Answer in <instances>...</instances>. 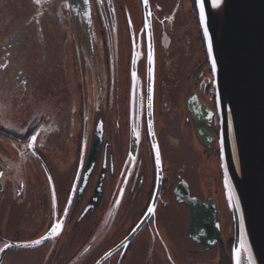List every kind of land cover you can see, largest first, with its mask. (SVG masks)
<instances>
[{
	"label": "flooded vegetation",
	"instance_id": "flooded-vegetation-1",
	"mask_svg": "<svg viewBox=\"0 0 264 264\" xmlns=\"http://www.w3.org/2000/svg\"><path fill=\"white\" fill-rule=\"evenodd\" d=\"M220 131L196 0H0V264L225 263Z\"/></svg>",
	"mask_w": 264,
	"mask_h": 264
},
{
	"label": "water",
	"instance_id": "water-1",
	"mask_svg": "<svg viewBox=\"0 0 264 264\" xmlns=\"http://www.w3.org/2000/svg\"><path fill=\"white\" fill-rule=\"evenodd\" d=\"M196 1L200 22L203 5L207 55L209 39L212 43L211 69L212 59L216 61L212 72L221 160L235 228L233 264H241V250L247 253L248 264H264V0ZM145 12L152 37L147 4ZM86 20L91 36V12ZM186 203L192 211L190 237L213 248L221 236L216 214H206L208 205L202 202Z\"/></svg>",
	"mask_w": 264,
	"mask_h": 264
},
{
	"label": "rangeland",
	"instance_id": "rangeland-1",
	"mask_svg": "<svg viewBox=\"0 0 264 264\" xmlns=\"http://www.w3.org/2000/svg\"><path fill=\"white\" fill-rule=\"evenodd\" d=\"M189 10H191L190 6L188 4H185L184 5V11L187 12ZM199 21H200V17H199ZM186 23H187V20L185 17L181 20L180 26L184 27V30L186 29V31H188L187 35L189 37H191L193 35V33H192L193 30L191 29V24L189 23V25L185 28ZM200 27L202 30L201 22H200ZM202 34L204 37L203 30H202ZM204 42H205V37H204ZM192 48H194V46ZM205 48H206V43H205ZM229 210H230V207H229ZM230 212H231V210H230ZM231 216L233 219L232 212H231V214H222L221 215V224H222V228H223V232H224V235L222 236L223 240H228L229 238H231L233 240V238H234L233 231L230 229V227H231L230 226ZM13 238H15L17 241H20V242L26 241L25 240L26 238H25L24 234H22V233L16 234V236ZM232 245H233V242H232ZM188 247L190 249L193 248V247H191L190 243L188 244ZM35 250H36V248H26V249H21V252L17 251L18 252L17 254H20L19 257H22L20 259L21 261H18V262L22 263V261H24V264H27L26 263L27 257L29 256V254H31ZM201 257H202L201 259L204 262V264H219V259H218V255H217L216 250H211L207 253H204L201 255ZM240 261H241V264H248L249 263L247 253L244 250L240 251ZM28 264H34V263H28Z\"/></svg>",
	"mask_w": 264,
	"mask_h": 264
},
{
	"label": "snow or ice",
	"instance_id": "snow-or-ice-1",
	"mask_svg": "<svg viewBox=\"0 0 264 264\" xmlns=\"http://www.w3.org/2000/svg\"><path fill=\"white\" fill-rule=\"evenodd\" d=\"M37 3H39V0H36ZM145 3H147V0H145ZM216 3L218 4L219 3V0H216ZM201 23H204V15H203V5L201 4ZM204 34L205 36L207 37L208 35V31H207V28L205 27V30H204ZM208 55L209 57L211 58L212 57V43H211V40L209 39L208 41ZM151 54L149 55V61L151 62ZM212 71L215 72L216 71V61L215 59L213 58L212 59ZM133 79H135V73H133ZM151 91V89H150ZM149 106H151V103H149ZM36 140V136H33L32 137V141H35ZM221 143H223V141H221ZM29 147H31V144L29 145ZM156 159H157V163H159V151H158V148H157V155H156ZM49 180H51V177H49ZM53 199L55 200V191L53 190ZM70 203V201H69ZM149 213L153 212V209L149 208ZM65 212H67V209H65ZM62 228V225L60 223H57L55 225L54 228L51 229V231L56 234L58 233V230H60ZM48 237H44V239H47ZM35 245H38L41 243V241L37 240L35 242H33ZM5 247H9V245H5ZM0 251H3V249H0Z\"/></svg>",
	"mask_w": 264,
	"mask_h": 264
},
{
	"label": "trees",
	"instance_id": "trees-1",
	"mask_svg": "<svg viewBox=\"0 0 264 264\" xmlns=\"http://www.w3.org/2000/svg\"><path fill=\"white\" fill-rule=\"evenodd\" d=\"M231 249V248H230ZM222 264H233V259H232V252L229 254L226 252V254L224 253V255L222 256Z\"/></svg>",
	"mask_w": 264,
	"mask_h": 264
}]
</instances>
